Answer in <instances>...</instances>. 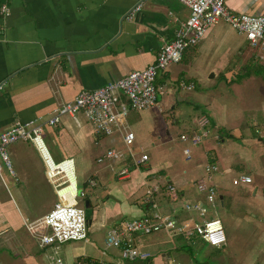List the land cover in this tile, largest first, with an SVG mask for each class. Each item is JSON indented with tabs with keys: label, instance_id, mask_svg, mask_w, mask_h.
Returning a JSON list of instances; mask_svg holds the SVG:
<instances>
[{
	"label": "crops",
	"instance_id": "obj_1",
	"mask_svg": "<svg viewBox=\"0 0 264 264\" xmlns=\"http://www.w3.org/2000/svg\"><path fill=\"white\" fill-rule=\"evenodd\" d=\"M225 1L234 13L264 17V0ZM3 4L10 12L0 16V134L16 122H44L81 92L146 69L190 15L177 0H0V8ZM257 53L228 25L218 24L197 47L185 52L181 63L159 75L157 85L164 94L158 105L131 112L113 136L98 134L82 114L78 122L66 116L55 128L45 129L43 137L55 162L72 160L74 167L79 163L81 172L85 167V172H93L84 173L82 189L78 187L87 197L81 200L84 209L88 202L92 210L85 209L87 221L91 217L88 237L60 247L65 264H194L175 253L199 242L192 245L180 235H134L131 240L150 258L126 262L121 261L119 251L107 249L105 242L124 217L140 218L149 210L179 223L203 222L199 213L185 209L187 204L205 203L204 196L191 188L199 180H209L219 190L215 203L209 205L211 219L221 220L216 213L227 209L231 220L227 243L218 250L238 245L233 255L215 257L213 263L264 264V80L243 79L240 72ZM214 80L248 91L244 96H223L217 111L207 114L201 105L211 107L215 101L206 102L194 90ZM182 82L193 89L181 87ZM249 104L252 108L245 110ZM184 108L186 112L195 109L189 114L190 127L199 116L209 117L210 135L198 146V161L180 168L175 160H160L147 151L155 152L179 137ZM186 131L191 135L193 128ZM129 132L135 134L131 150L138 147L149 160L131 166L123 176L122 169L126 163L132 165L131 160L101 165L98 158L111 149L123 153L117 146L124 149L123 136ZM180 140L185 146L183 155L186 148L191 151L190 160L184 155L186 161H193L192 148L198 147ZM8 151L15 176L7 170L0 174V264H48L52 250L40 247L34 231L40 232L41 227L34 226L53 210L58 196L34 145L21 141ZM208 164L216 165L218 171H208ZM241 176L250 177L252 183L235 186L233 181ZM168 184L185 189L179 199L173 201L162 192ZM155 187L159 191L148 196ZM153 205L155 210H151Z\"/></svg>",
	"mask_w": 264,
	"mask_h": 264
},
{
	"label": "built area",
	"instance_id": "obj_2",
	"mask_svg": "<svg viewBox=\"0 0 264 264\" xmlns=\"http://www.w3.org/2000/svg\"><path fill=\"white\" fill-rule=\"evenodd\" d=\"M177 1L189 10V18L180 25L175 39L161 48L152 65L142 71L132 72L122 79L112 81L99 89L81 92L74 100L57 108L53 115L44 122L37 120L27 123L16 122L13 127L0 134V174L7 170L11 176H15L8 149L18 142H29L41 154L46 167V176L58 196V203L53 210L34 226L35 229L41 227L40 232L34 231L40 247L44 250H52V254L48 256V264H65L59 255L60 247L69 242L86 241L88 221L86 211L79 202L74 163L72 160L59 163L53 160L43 137L45 129L55 128L66 116L78 122L77 116L82 114L98 134L106 137L113 136L120 128L121 120L131 112H141L158 105L159 98L164 94L157 85L159 75L171 66L181 63L185 52L197 47L210 28L221 23L236 31L253 50L258 52V62L264 67V17L234 13L227 8L225 0ZM140 8L141 5L137 7V10ZM9 12V6L3 4L0 8V16H7ZM181 87L188 90L193 89V86H186L183 82ZM194 124L196 129L192 134L183 135L181 139L193 147H198L210 135L208 130L210 119L203 114L195 120ZM134 141V133L125 134L123 142L128 149L127 155L111 149L99 157L98 162L126 161L124 157L127 156L132 165L126 164L121 172L123 176H127L131 166L139 167L149 160L148 155L143 151L139 155L133 153L131 146ZM184 155L187 160L191 159L189 148L184 150ZM68 163H71L68 168L75 179L74 195L67 192L71 184L66 177L62 176L64 173L62 166ZM207 169L210 172L218 171V167L212 164H208ZM251 183L252 179L248 176H241L233 181L235 186ZM88 184L95 185L94 181H89ZM191 188L204 196L205 203L187 204L185 209L189 213H199L204 217L209 213V205H213L217 199L218 187L210 184L209 180H199L194 182ZM161 190L173 201L179 199L185 191L171 184L165 185ZM158 191L159 188L155 187L149 190L147 195L153 196ZM81 195L84 197L83 193ZM151 210H155V205ZM149 211L140 218L122 220L107 234V248L117 249L121 261L150 258L149 254L142 253L131 240L134 235L150 236L166 232L169 235H180L188 240L199 238L217 249L224 247L227 243L223 223L219 219L204 220L201 223L191 220L179 223L171 217L162 216L157 212L149 213ZM28 229L31 231L34 228L31 226Z\"/></svg>",
	"mask_w": 264,
	"mask_h": 264
},
{
	"label": "rangeland",
	"instance_id": "obj_3",
	"mask_svg": "<svg viewBox=\"0 0 264 264\" xmlns=\"http://www.w3.org/2000/svg\"><path fill=\"white\" fill-rule=\"evenodd\" d=\"M253 57H255V55ZM256 60L258 61L257 56H256V59H255V62H256ZM245 69H246V67H244L242 69V71H240V72L243 73L245 71ZM254 78H257V77L254 76ZM258 78H260V77H258ZM241 89L242 88L238 87V86H232V87L227 86L224 81L214 80V81L207 82V84L204 85V86H199L198 85L197 88L194 90V92L195 93H200L207 100L206 102H208V103L212 102L211 99H213L215 101L214 103H212L211 107H208V105L206 103H203V105H201V109H203V112H205V113L208 112L207 114H210V113L213 114L212 110L217 111V108H218L217 102H218V100H222L225 96H230V97H235V96H239V95L244 96V93H246L248 91V90L247 91H244V90L242 91ZM252 106H253V104L247 105L245 107V110H249L250 108H252ZM194 111H195V109H193V108H190L188 112H186L185 108L183 109L182 112H183L184 117H182L183 120L181 119L182 122L180 123V125H178V128H181V133H179L180 135L178 134L179 137L177 139H175L174 142H171L168 145L162 146L159 150H155V152H153V150L152 151L148 150L147 152L150 153V154L153 153V156H155V154H156L155 157L160 159V160H164V159H167V158H168V161L175 160L176 163L180 166V168L186 167V166L187 167H191L193 164H195L198 161L196 159V156H199V152H198L199 151L198 150L199 147L198 148H192L193 153H194L193 154V161L187 162L185 157H184V155H183V149H184L185 146H184L183 142H181V140H180V138H181L180 136H182L185 132H187L186 130H189V128H191V127L193 128V131L196 129L195 125L194 126L192 125L190 127V123L192 124L193 120H190L191 117L189 116V114L193 115ZM189 121H190V123H189ZM188 134H189V132L185 133V135H188ZM170 140L171 139H168V141H170ZM46 145H47V142H46ZM117 147H118L117 149H119V150L122 149L123 153L127 155L128 149L125 146H124V149L120 145H118ZM133 153L135 155H139V153H141V152H140V149L138 147L134 146L133 147ZM124 160H126V162L130 161L129 159H127V156L124 157ZM104 164L105 163H102L101 165H104ZM12 167H13V162H12ZM96 167L97 166H94V168H96ZM13 170H14V168H13ZM86 170H87V168L85 167L84 170L82 169V172H81V167H80L79 163H77V165L75 166V176H76V180H77V184H78L79 190L82 189V186H83L82 183H83L84 178L86 177L85 174L89 175V174L93 173L92 170L89 173L85 172ZM227 181L230 184H232V178H228ZM114 183L116 184L117 182L114 181ZM90 189H87L88 190L87 193L89 194V196L91 195V192H93V188H90ZM103 189L104 188L101 187V185H99L98 190H101L100 192H103ZM85 197L86 196L83 197L81 195V192H79V202H80V206L81 207H83V204L81 203V200H83ZM91 200L93 201V205H94L93 207H96L95 206L96 203H97L96 202L97 201L96 198L94 196H92ZM102 200H104V199H102ZM89 210H91V207L89 209H87V211H89ZM210 212H211V210H210ZM210 212L207 215H205L204 217H202V219L210 220L211 219ZM216 214H217V217L222 220L224 231H225V235L228 238L229 229H230V227L232 225L229 222L230 219H228V217H227L228 211L226 209L225 211H219ZM90 218H89V220H90ZM128 218L130 219V217H128ZM128 218L124 217L123 220H129ZM89 220H88V223H89ZM92 225H93V223H92ZM89 229H91V225L89 226ZM95 231H96L95 228L91 230V232H93V233ZM230 234L233 235L234 233L231 232ZM233 236L236 238V236H238V232H236ZM193 242L194 243L195 242H199V243H197L194 246L189 245L190 247H188V248L185 247L184 251L178 252V253H175V254H178V256L186 257V259L190 258V260L194 264H203V263L214 264L211 259H214L215 257H222L223 255L224 256L226 255V257H229V256L233 255L232 254L233 251H237L238 250V245L236 243H233V245L231 247L227 246L226 250L223 251V250H218V249L215 250V249L209 247L206 243H204L199 238L191 239V244ZM184 243L186 244V242H184ZM185 244H183V245L187 246ZM105 247L107 248L106 245H105ZM107 249L118 251L117 249H114V248H107ZM172 256L173 257H177L174 254ZM210 256H213V257H210Z\"/></svg>",
	"mask_w": 264,
	"mask_h": 264
},
{
	"label": "trees",
	"instance_id": "obj_4",
	"mask_svg": "<svg viewBox=\"0 0 264 264\" xmlns=\"http://www.w3.org/2000/svg\"><path fill=\"white\" fill-rule=\"evenodd\" d=\"M2 1L4 2L6 0H2ZM255 59L256 57H254L253 60H251L250 63L247 65L245 71L241 74V78L246 79L252 76H256L264 80V67L261 66L257 60L255 62ZM86 198L87 197H85L84 199ZM203 264H207V263H203Z\"/></svg>",
	"mask_w": 264,
	"mask_h": 264
},
{
	"label": "bare ground",
	"instance_id": "obj_5",
	"mask_svg": "<svg viewBox=\"0 0 264 264\" xmlns=\"http://www.w3.org/2000/svg\"><path fill=\"white\" fill-rule=\"evenodd\" d=\"M71 163L65 164V166H62V168L64 169V173L62 174V176L66 177L69 181V183L71 184L70 187L68 188L67 192H71L73 195L75 193L74 189H75V179L72 175V171L70 170V168H68V166H70Z\"/></svg>",
	"mask_w": 264,
	"mask_h": 264
},
{
	"label": "water",
	"instance_id": "obj_6",
	"mask_svg": "<svg viewBox=\"0 0 264 264\" xmlns=\"http://www.w3.org/2000/svg\"><path fill=\"white\" fill-rule=\"evenodd\" d=\"M88 207H89V204H88V202H86L85 203V209H88Z\"/></svg>",
	"mask_w": 264,
	"mask_h": 264
}]
</instances>
